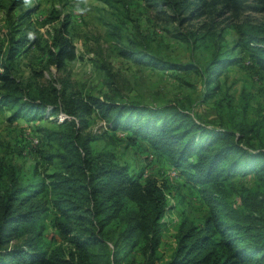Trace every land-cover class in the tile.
Returning a JSON list of instances; mask_svg holds the SVG:
<instances>
[{
	"label": "trees",
	"instance_id": "obj_1",
	"mask_svg": "<svg viewBox=\"0 0 264 264\" xmlns=\"http://www.w3.org/2000/svg\"><path fill=\"white\" fill-rule=\"evenodd\" d=\"M160 1L175 19L197 9L193 0ZM62 27L66 30L67 19ZM52 47L50 61L56 66L74 58L67 37L56 36ZM10 48L0 57V109H11L10 119L45 112L53 116L58 110L66 117L49 135L55 144L51 174L32 182L20 177L13 164L0 162V264H133L136 256L142 257L140 264H264V146L251 143L260 134L257 120L249 123L244 115L237 119L238 113L225 112L227 120L209 126L183 107L127 104L115 96H77L50 83H23L12 74L17 51ZM258 63L264 67V50ZM226 66L217 57L192 66L205 74V100L216 97L218 76ZM220 100L214 102L216 109ZM226 106L231 110L229 100ZM96 112L112 132L123 127L133 139L147 142L205 204L182 210L168 257L160 250L168 228L163 218L176 195L166 180L142 179L112 150L97 151L89 143L81 130ZM240 178L253 184L238 186ZM234 191L238 206L230 198ZM45 219L70 246L67 253L44 250Z\"/></svg>",
	"mask_w": 264,
	"mask_h": 264
},
{
	"label": "rangeland",
	"instance_id": "obj_2",
	"mask_svg": "<svg viewBox=\"0 0 264 264\" xmlns=\"http://www.w3.org/2000/svg\"><path fill=\"white\" fill-rule=\"evenodd\" d=\"M13 1L0 0V57L9 47L17 51L12 74L23 83H50L77 96H115L127 104L183 107L209 126L227 120L225 112L238 113L237 119L244 115L249 123L258 121L260 134L251 143L264 146V67L258 63L264 50V5L257 0H193L197 9L184 11L181 19L160 0H20L9 10ZM56 36L67 37L74 47V58L60 66L50 61ZM214 57L227 66L218 76L216 97L205 100V74L192 66L202 67ZM227 100L231 110H226ZM11 112L0 109V162L13 164L20 177L35 182L55 170L50 161L55 144L49 135L66 116L58 110L53 116L45 112L10 119ZM87 123L81 134L97 151L109 148L134 174L166 180L176 195L163 218L168 228L160 250L168 257L182 210L205 206L196 188L147 142L133 139L131 130L112 132L98 112ZM239 181L238 186L253 184ZM230 198L240 204L238 191ZM42 232L48 243L44 250H70L48 219ZM135 260L133 264H140L142 257Z\"/></svg>",
	"mask_w": 264,
	"mask_h": 264
}]
</instances>
